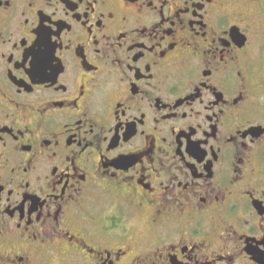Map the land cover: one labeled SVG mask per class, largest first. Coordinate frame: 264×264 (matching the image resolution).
Listing matches in <instances>:
<instances>
[{"label":"flooded vegetation","instance_id":"af4514ba","mask_svg":"<svg viewBox=\"0 0 264 264\" xmlns=\"http://www.w3.org/2000/svg\"><path fill=\"white\" fill-rule=\"evenodd\" d=\"M0 264H264V0H0Z\"/></svg>","mask_w":264,"mask_h":264}]
</instances>
